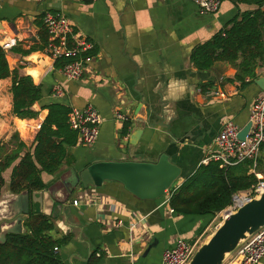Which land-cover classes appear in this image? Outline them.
Wrapping results in <instances>:
<instances>
[{
	"label": "crops",
	"instance_id": "1",
	"mask_svg": "<svg viewBox=\"0 0 264 264\" xmlns=\"http://www.w3.org/2000/svg\"><path fill=\"white\" fill-rule=\"evenodd\" d=\"M239 8L256 9L244 4ZM46 12L61 13L72 21L75 33L91 44L89 51L96 55L85 58L87 71L78 81L66 80L54 66L43 75L37 119L13 115L12 79L1 80L0 144H9L19 134L30 148L49 113L41 108L56 103L70 109L93 106L103 124L94 146L77 144L68 149L72 166L66 164L54 177H43L50 191H41L39 198L13 195L9 190L13 167L3 174L0 243L9 233H24L32 214L50 212L54 235L69 238L59 251L65 264H162L166 249L180 237L193 242L210 217L179 216L171 213L167 198L142 201L116 182L100 188L77 186L70 194L69 181L75 168L81 171L97 161L157 162L167 154L182 169L179 184H183L216 152V138L226 118L242 128L249 124L252 104L263 91L256 81L242 87L235 81L237 70L228 63L217 62L201 71L191 62L193 50L226 28L238 8L233 0H222L220 11L210 15L191 0H0V22L7 31L0 41L17 39L15 48L23 50L40 44V35H47L42 23ZM31 37L38 43L27 42ZM27 59L12 51L7 54L11 70L24 76L32 67ZM256 73L264 78V67ZM59 86L63 93L56 96ZM219 89L227 98L209 96ZM126 122L131 128L123 137ZM138 130L143 135L134 147L129 138ZM49 192L57 197L54 207ZM91 196L96 197L92 205H73ZM135 216L140 222L132 234ZM119 220L122 226L115 227Z\"/></svg>",
	"mask_w": 264,
	"mask_h": 264
},
{
	"label": "trees",
	"instance_id": "2",
	"mask_svg": "<svg viewBox=\"0 0 264 264\" xmlns=\"http://www.w3.org/2000/svg\"><path fill=\"white\" fill-rule=\"evenodd\" d=\"M233 2L238 8L236 17L210 41L197 46L192 52L191 62L201 71L210 70L217 62L228 63L237 70L235 81L245 87L259 79L256 71L264 67V0ZM243 4L256 9L242 12L239 7ZM39 39L40 44L29 50L13 48L12 52L25 57L43 52L48 35L42 34ZM95 55V52L87 51L76 58L65 57L57 60L54 67L59 70L80 58ZM9 78L12 79L13 115L22 120L37 119L40 112L34 110V105L42 100L41 85H36L32 77L21 75L18 69L11 70L7 53L0 46V81ZM46 109L49 113L30 148L19 134H14L7 144L9 146L0 144V194L5 185L3 174L12 167L10 192L13 195L25 193L31 197L35 192L48 188L43 178L45 175L54 177L64 165L72 166L67 161L68 149L78 144V135L68 124L70 108L56 103L41 108ZM130 128L131 123L126 122L121 135L128 136ZM221 165V162L211 161L200 166L180 187L172 190L169 204L175 214L210 217L211 222L232 205L235 195L250 190L259 182L257 176L251 173V161L228 168ZM256 173L264 176V160L261 157ZM25 226L24 233H9L0 243V264H65L59 251L69 238L54 235L56 225L51 217L32 214Z\"/></svg>",
	"mask_w": 264,
	"mask_h": 264
},
{
	"label": "built area",
	"instance_id": "3",
	"mask_svg": "<svg viewBox=\"0 0 264 264\" xmlns=\"http://www.w3.org/2000/svg\"><path fill=\"white\" fill-rule=\"evenodd\" d=\"M71 1L85 2L87 0ZM191 1L202 13L210 15L217 14L222 6V0ZM42 22L48 35L44 53L54 60V64L57 60L65 57L76 58L92 48L91 44L85 42L75 33L73 22L63 14L46 12L42 16ZM0 46L8 54L13 48L18 46V41L17 39H11L5 43L0 41ZM85 61L86 59L80 58L72 63L66 64L60 69V72L66 80L78 81L86 74L87 67ZM62 93V88L60 86L57 87L55 90L56 96H61ZM208 93L213 98H227V95L220 89L216 91L212 90ZM118 118L122 121L127 120L126 117L120 114H118ZM249 123L251 124V128L248 135L245 140H241L239 134L244 128L236 125L230 118H226L223 121L222 130L216 138V152L203 161V165H207L211 161L221 162L222 168L233 167L246 161L253 163L251 173L257 176L259 182L250 190L235 195L232 205L224 210V214L235 213L248 201L260 198L264 194V177L256 173L258 161L264 146V90L252 104ZM68 124L71 130L77 132L79 145L92 147L99 140L103 118L93 106H87L84 109L72 107L68 115ZM171 196L172 191H169L166 194L167 203L170 202ZM94 201H96L95 196L88 198L81 197L79 200H75L73 205L79 207L83 202H85V205H92ZM237 202H241V204H237ZM171 213H174L173 209ZM134 219V223L131 224L129 229L132 234L138 231L140 222L136 216ZM120 226H122V221L119 220L115 227ZM197 248L196 243L180 237L174 242L172 247L163 252L162 264H188ZM55 250L59 251L58 248ZM233 255L235 256L234 261L227 262L228 264L235 262V260H238V264H264V227L251 236Z\"/></svg>",
	"mask_w": 264,
	"mask_h": 264
},
{
	"label": "water",
	"instance_id": "4",
	"mask_svg": "<svg viewBox=\"0 0 264 264\" xmlns=\"http://www.w3.org/2000/svg\"><path fill=\"white\" fill-rule=\"evenodd\" d=\"M6 33L7 31L0 22V35H6ZM27 42L38 43V39L31 37ZM27 57V62L32 65L30 70L37 73L34 76L30 72L28 76L33 78L36 85H39L43 75L54 66V60L44 52H35ZM256 84L264 90V78L256 80ZM34 110L39 111L37 104L34 105ZM250 128L251 124L249 123L240 132L241 140H245ZM142 135L141 130L134 132L129 138L130 145L136 147ZM181 176L182 169L172 163L167 154L161 155L157 162L97 161L81 171L75 168L72 180L69 181L68 191L71 194L77 186H82L83 189L100 188L105 182H116L139 200L155 201L165 197L173 186L176 185L175 189L180 187L182 185L179 184ZM50 195L52 207H54L57 197L52 193ZM32 196L39 198L42 194L35 192ZM44 215L51 217L50 212L44 213ZM263 227L264 194L260 198L248 201L235 213L228 214L208 241L197 248L188 264H225L228 261V256L233 255Z\"/></svg>",
	"mask_w": 264,
	"mask_h": 264
},
{
	"label": "rangeland",
	"instance_id": "5",
	"mask_svg": "<svg viewBox=\"0 0 264 264\" xmlns=\"http://www.w3.org/2000/svg\"><path fill=\"white\" fill-rule=\"evenodd\" d=\"M260 157L263 158V160H264V150L261 151ZM258 175H260L261 177H264L262 174H258ZM175 187H176V185L173 186L172 190L175 189ZM224 212L225 211L218 214L214 219H212L211 222L208 223L206 228L204 230H202L201 234L193 241V243L197 244V247H199L202 244H204L205 242H207L209 237L216 231V229L219 227V225L224 221V218L228 214V213L224 214ZM223 215H224V218H223ZM17 233H21V232H17ZM234 257H235L234 255L228 256L227 262L229 263L230 261H234Z\"/></svg>",
	"mask_w": 264,
	"mask_h": 264
},
{
	"label": "bare ground",
	"instance_id": "6",
	"mask_svg": "<svg viewBox=\"0 0 264 264\" xmlns=\"http://www.w3.org/2000/svg\"><path fill=\"white\" fill-rule=\"evenodd\" d=\"M31 74L34 75V76H36L37 73H36V71L32 70V71H31ZM237 204H241V202H237ZM228 214H229V213H228Z\"/></svg>",
	"mask_w": 264,
	"mask_h": 264
}]
</instances>
